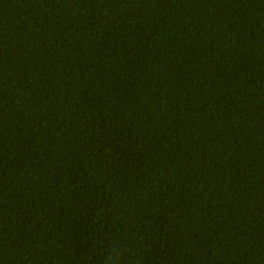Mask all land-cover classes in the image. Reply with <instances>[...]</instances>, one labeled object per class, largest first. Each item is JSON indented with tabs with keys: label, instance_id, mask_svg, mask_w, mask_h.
Returning a JSON list of instances; mask_svg holds the SVG:
<instances>
[{
	"label": "trees",
	"instance_id": "1",
	"mask_svg": "<svg viewBox=\"0 0 264 264\" xmlns=\"http://www.w3.org/2000/svg\"><path fill=\"white\" fill-rule=\"evenodd\" d=\"M0 264H264V0H0Z\"/></svg>",
	"mask_w": 264,
	"mask_h": 264
}]
</instances>
